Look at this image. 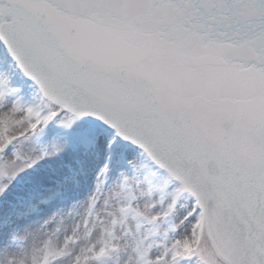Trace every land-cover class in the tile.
I'll return each instance as SVG.
<instances>
[{
    "label": "snow or ice",
    "instance_id": "snow-or-ice-1",
    "mask_svg": "<svg viewBox=\"0 0 264 264\" xmlns=\"http://www.w3.org/2000/svg\"><path fill=\"white\" fill-rule=\"evenodd\" d=\"M0 264H264V0H0Z\"/></svg>",
    "mask_w": 264,
    "mask_h": 264
}]
</instances>
